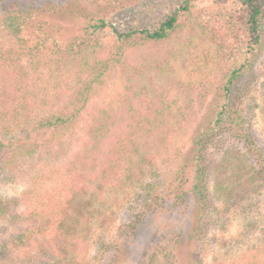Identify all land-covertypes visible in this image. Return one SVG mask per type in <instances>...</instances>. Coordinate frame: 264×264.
<instances>
[{"label": "rangeland", "instance_id": "rangeland-1", "mask_svg": "<svg viewBox=\"0 0 264 264\" xmlns=\"http://www.w3.org/2000/svg\"><path fill=\"white\" fill-rule=\"evenodd\" d=\"M14 1L29 7L51 3L57 10L69 3L0 0V53L14 51L11 60L0 61L3 141L24 138L49 115L73 114L98 61L112 60L121 51L115 34L99 28L101 19L122 32L155 30L183 2L77 0L86 17L74 11L63 23L55 21L36 57L15 52L17 41L3 22L2 6ZM260 2L261 42L230 91L222 89L228 75L248 58V11L239 0L195 1L170 39H135L125 48L65 136L56 132L38 138L36 151L2 170L0 264H264ZM221 93L229 109L238 108L241 120L228 118V131L221 130L206 152L207 206L200 221L196 164L192 161L185 175L180 169L197 151V129ZM152 101L164 107L159 115L170 119L157 131L163 136L152 134L136 144L138 151L129 144V153L115 161L114 176L111 170L103 178L99 172L89 174L94 158L105 163L129 126L154 113L147 109ZM99 127L104 132L97 134ZM52 137L53 143H43ZM88 151L94 153L86 167ZM134 164L129 174L125 167ZM64 221L72 222V235L64 243L67 252L60 254L55 241L57 233L64 234Z\"/></svg>", "mask_w": 264, "mask_h": 264}, {"label": "trees", "instance_id": "trees-1", "mask_svg": "<svg viewBox=\"0 0 264 264\" xmlns=\"http://www.w3.org/2000/svg\"><path fill=\"white\" fill-rule=\"evenodd\" d=\"M198 0H183L182 5L174 10L155 30L143 29V30H132L129 32L119 31L115 25L108 24L105 19H101L100 21V29L109 28L112 33L115 34L117 38V42H119V51L118 53L114 54L113 59H107L106 61H98L99 67L91 73L89 79H87L86 87L83 91L79 92L77 97H83L80 99V105L75 104L76 110L73 111L71 116L68 115H49L40 119L34 123V126L29 131H25L26 135L24 138H19L18 136H14L13 138L9 139L8 141L0 140V173L3 169L13 167L20 158L26 156L28 154L33 153L38 148V138L45 137V135L51 133H60L59 137H63L68 133V129H70L71 125L73 124L74 118L77 117L78 114L82 112V109L85 108L86 104L88 103L91 95H93L96 89H99L101 85L104 84L106 81V76L110 69V64L118 62L120 58H122V54L125 51V48L132 44V41L135 39H142L145 42H157L162 40L170 39V37L179 30L182 26V22L180 21L183 17L184 13H188L191 11L192 4ZM244 7H246L248 11L247 15V30L248 35L250 36L251 43L248 44V58L243 62V64L239 68H235L230 72L226 79V84L222 88L225 91H230L229 88L234 84V82L238 79V77L242 74L244 69L253 63L251 56L253 57L254 53L256 52V47L259 46L262 38L261 33V26H260V19L263 14V5L260 0H239ZM67 7L61 6L58 10L55 9L53 4L47 3L46 6L43 5L42 7H29L22 4L20 1L8 2L2 6V17L5 27L9 30L12 34L14 39L17 41V46L19 47L15 49V52H27L32 54L33 56H38L46 43L48 42V37L50 33L48 31L52 30L53 26H56L55 21H59V23H63L66 19L73 17L75 12L78 11L79 17H86L87 13L83 9H79V2L75 0V2L68 1ZM96 20V18H95ZM215 40V39H214ZM192 43V42H191ZM190 43V44H191ZM194 46V45H191ZM14 55V51L8 50L5 52L0 53V58L2 63H4L5 58L12 59ZM221 100L215 99L214 102L211 104L210 109L203 117L198 129H197V136L195 138V147L197 151L193 155L191 161L189 160L185 166L180 169L182 175L186 174V170L188 169L191 162H195L196 170H197V179L198 183L195 185L196 195L199 198V202L201 207L199 208L198 217L199 220L202 221L205 215L204 209L207 206V195L204 194V181H205V174L207 172L206 166V152H208L210 143L215 140V136L221 133V130L228 131L226 126V122H228V118L231 120L230 123H234L238 120H241L240 113L238 112V108L229 109L228 102L226 100L225 94H220ZM78 98V99H79ZM168 109L170 106L168 105ZM148 110H152L154 113L149 112L146 114V117H143L138 123L130 125V130L126 131L127 134L124 137L119 139V144L122 143L121 146L115 148L111 152L110 159L106 160L104 163L99 157L94 158L92 161L96 162V165L90 167L89 174L91 172L98 173V177L103 178V176L107 175L106 170H111V176L115 175L116 164L115 161L121 157H124L125 154L129 153L128 146L129 144L134 145V148L139 142L144 141L147 137L156 136L157 138H161L163 136L162 133L157 132L163 129L166 126V123L170 120L165 118V116H161L160 111L164 112V107H159V102L152 101L150 106L147 107ZM76 111L78 113H76ZM239 123V122H238ZM229 125V122H228ZM236 128V124H234L233 129ZM108 130V129H107ZM100 131L104 132L103 128H98L96 131L97 134ZM232 131V130H230ZM94 136L96 134L95 130ZM160 135V136H159ZM55 137V136H54ZM55 138L47 139L43 143L51 144L53 143ZM100 140H98V135L95 137L94 151L98 150ZM146 147V146H145ZM156 147V150L159 148ZM138 151V149H136ZM94 152L88 151L86 162L87 166L90 164V159ZM142 153V152H141ZM145 155V153L143 152ZM107 164V166H106ZM135 164L131 166L125 167L129 169V174L132 173L134 170ZM100 168L98 171L96 168ZM132 169V170H131ZM127 172V173H128ZM126 173V174H127ZM127 178V176L125 177ZM124 178V180H125ZM63 221V220H61ZM66 223L69 225H66ZM73 226L72 222L70 223L65 222L62 223L63 233H57L60 235L59 239L55 241V252L63 254L67 252V248L65 247V241L70 238L72 235L71 227ZM57 231V230H56ZM77 232V231H76ZM21 238L14 239L15 242H19ZM45 261H43L44 263ZM41 263V261L39 262ZM47 264H58L57 261L50 262L46 261Z\"/></svg>", "mask_w": 264, "mask_h": 264}]
</instances>
